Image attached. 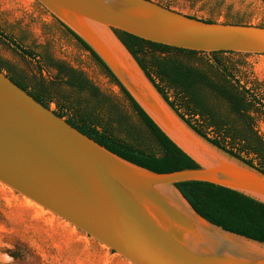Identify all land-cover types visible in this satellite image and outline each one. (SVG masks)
Wrapping results in <instances>:
<instances>
[{"label":"water","instance_id":"1","mask_svg":"<svg viewBox=\"0 0 264 264\" xmlns=\"http://www.w3.org/2000/svg\"><path fill=\"white\" fill-rule=\"evenodd\" d=\"M102 61L197 167L154 172L110 152L0 70V183L131 264H264V243L201 216L177 183L200 181L264 204V173L196 134L117 32L210 54L264 55V27L208 22L153 0H35Z\"/></svg>","mask_w":264,"mask_h":264},{"label":"rangeland","instance_id":"2","mask_svg":"<svg viewBox=\"0 0 264 264\" xmlns=\"http://www.w3.org/2000/svg\"><path fill=\"white\" fill-rule=\"evenodd\" d=\"M153 1L203 20L264 27V0ZM0 32V61L14 72L1 64L0 70L22 76L30 89L32 82L45 83L48 93L42 89V96L49 108L64 112V119L92 111L98 129L147 152H159L154 136L120 87L73 33L37 1L0 0ZM217 57L240 70L249 81L256 80L257 91L264 90V55ZM47 58L82 72L106 100L98 104L88 91L67 85L65 77H57L56 69L48 65ZM202 60L201 56L197 61ZM167 94L173 99L175 92L168 89ZM252 115L257 131L264 136V113ZM0 264L131 263L0 183Z\"/></svg>","mask_w":264,"mask_h":264},{"label":"trees","instance_id":"3","mask_svg":"<svg viewBox=\"0 0 264 264\" xmlns=\"http://www.w3.org/2000/svg\"><path fill=\"white\" fill-rule=\"evenodd\" d=\"M163 6L169 8L167 4ZM206 21L214 22L212 19ZM117 34L156 90L196 134L230 157L264 173V136L257 131L252 115L253 112L264 113V90L257 91L256 80L249 81L240 70L217 57L220 54H249L223 51L206 54L150 42L122 31ZM73 36L120 87L154 136L159 152H147L117 139L105 129H98L99 125L89 110L79 112L75 117H66V122L115 155L150 171L170 172L197 167L192 159L153 124L96 54L80 38L74 34ZM197 55H201L204 60L198 62L201 56L197 59ZM47 59L48 65L56 69L57 77H65L67 85L80 91H88L98 104L106 100L82 72L64 62ZM0 64L14 72L5 62L0 61ZM9 79L14 80L13 77ZM249 82L253 83V86L248 87L246 84ZM168 89L175 92L173 99L169 98ZM45 93H48L46 86ZM44 106L49 108L46 102ZM54 113L59 117L65 116L62 111ZM176 187L190 205L208 221L264 243L263 203L240 192L207 182H180Z\"/></svg>","mask_w":264,"mask_h":264},{"label":"flooded vegetation","instance_id":"4","mask_svg":"<svg viewBox=\"0 0 264 264\" xmlns=\"http://www.w3.org/2000/svg\"><path fill=\"white\" fill-rule=\"evenodd\" d=\"M6 76L9 78L10 76L13 77L14 80L12 81L14 83H16L23 90H25L34 99H38L40 103L45 105V97L42 96V93H43L42 89L45 91V83L43 84L38 81L36 83L32 82V84L30 85L32 89H30L29 87H27L26 85L27 83L25 82V80L21 78L22 76H19L18 74H16L15 76L6 74Z\"/></svg>","mask_w":264,"mask_h":264}]
</instances>
